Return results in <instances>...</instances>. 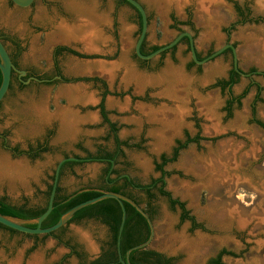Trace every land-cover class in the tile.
<instances>
[{"label": "rangeland", "instance_id": "obj_1", "mask_svg": "<svg viewBox=\"0 0 264 264\" xmlns=\"http://www.w3.org/2000/svg\"><path fill=\"white\" fill-rule=\"evenodd\" d=\"M90 1L99 5L102 0ZM139 1L149 12L147 46L161 47L175 38L178 29H186L182 24L173 27L169 15L184 20L187 8L194 27L190 31L194 47L201 58L227 41L235 45L237 67L249 75L239 77L231 87L232 94L239 96L254 84L239 105L233 104L228 115L224 110L228 91L214 85L226 79L232 66L230 53L194 65L190 50L179 43L140 66L132 57L138 31L129 25L126 9H121L117 16L120 47L98 51L111 59L96 65L99 74H104L101 79L108 91L104 99L108 117L117 124L118 136L135 144L124 148L126 159H118L117 169L147 183L159 175L154 161L161 153L170 156L177 141L185 142L187 136L200 138L181 149L164 169L169 173L165 177L166 190L184 202L202 228L189 230L188 222H179V211L170 210L166 199L157 196L153 235L147 247L174 256L175 264H212L211 258L221 248L232 253L222 257L224 264H264V128L253 121L256 118L264 123V0H245L251 16L258 20L245 24L239 23L229 4H242L244 0L205 1L206 11L199 0H187L180 8L171 2L163 4V0ZM112 6L113 0H106L109 12ZM0 10H4L0 23L9 20L10 11L1 1ZM72 62L80 63L83 71L89 70V60ZM110 66L113 75L102 69ZM256 86L260 88L257 101ZM41 89L44 98L34 101L27 115L26 101L20 104L16 100L13 107L7 102L0 106V133L5 131L8 145L20 149L27 141L35 142V136L44 132L53 114L59 119L49 140L52 152L40 159L12 156L0 140V194L17 204H43L50 176L63 153L82 154L75 142L82 140L83 147L91 152L97 145L113 147L95 109L100 99L99 84L96 87L79 81ZM102 167L99 162L75 166L74 173L60 179L61 194L100 187ZM60 228L55 235L61 241L49 234H25L17 239L0 233V264L10 263L20 252L22 264H28L36 254L41 256V264H80L66 242L92 259L107 240V229L95 220L66 223Z\"/></svg>", "mask_w": 264, "mask_h": 264}, {"label": "flooded vegetation", "instance_id": "obj_2", "mask_svg": "<svg viewBox=\"0 0 264 264\" xmlns=\"http://www.w3.org/2000/svg\"><path fill=\"white\" fill-rule=\"evenodd\" d=\"M0 1L3 2L5 6L7 7L6 11L8 10L10 11V13L8 14L9 20L4 21L2 19V22L0 23V40L13 65V67L11 68L9 87H8V90L5 96L0 101V106L4 102H7L9 107H13L16 100H17V103H20V104L26 101L27 103L25 104L24 112H26L25 114L27 115L28 110H30V107L34 103V101L36 100L39 101L40 99L44 98V95H42V92H41L42 87H48L52 84L68 85V84H73L79 81L91 82L96 87L99 84V88H101L100 99L95 109H97V114L100 118L101 123L103 125H106L107 127V135H108L107 139L108 138L112 139L113 147L111 149L105 148L110 153H112V156L111 157L103 156V151H105V149L104 147L100 145H97L95 151L91 152L88 149L83 147L82 140L75 142V146L82 152V154L80 155V154L72 153L71 155H68L67 153H63L61 158L72 156V157L78 158V160H67V161H72L74 163L67 164L63 167H60L57 187H59L60 189L59 183L63 175L67 173H74L75 166L83 164V163H88V162L102 163L103 167L101 168V175H102L103 182L100 187H96V188L99 189L103 187L105 182L108 179H111L109 187L110 186L120 187V190L123 193L120 195L125 196L128 199L132 200L139 207L143 205L141 208L142 210L146 209V210H149L150 212H153V215L151 216V218L148 216V218L152 222L153 218L155 217L157 213V209L155 206L156 201H157V196H160L158 195V188L160 186V183L157 182L154 186L152 180L160 178L161 173L156 171L159 173L158 177L156 178L152 177L147 183H141L137 181L136 179H134L129 173L125 171H120L117 169V164L119 163L118 159L119 158H122V160L126 159L124 148H130L131 146H135V144H130L127 139H121L117 133L118 132L117 124L109 119L108 112L105 108V102H104L105 96L108 94V91L106 90L107 88H106L105 81L101 79V78H104V74L102 75L99 74V71H97L98 69L96 67V65L99 66V62L104 61L105 59H111L110 57L105 56V54H102L98 51L103 50L105 47H109L111 51L118 50L120 47V44H121V38H120V33H119L120 22H119V17L117 16L120 14L121 9L122 10L126 9L128 16H129V25L135 26V28L137 29L136 31H138V36H139L141 27H142V18H141V14L138 11V9L134 7L133 5H131L130 3H128L126 0H113V6H112L111 12H109L107 7H105L106 0H102L99 5H97V1L94 2L90 0H33L31 4L26 7H21V6L16 5L12 2V0H0ZM137 1L142 5V7L145 10L146 18H147V27H148L149 12L147 11L146 6L143 3H141V1L139 0ZM37 2H41V4L36 6ZM44 3H46L47 5L44 6ZM229 4L231 5L233 12L235 13L237 19L239 20V23L245 24V23H250L252 21L258 22L257 19L251 16V9L245 0H244V3L242 4L237 1H229ZM36 7L38 8L36 9ZM23 10L25 11L27 10L26 14L23 13ZM2 13L4 14V10L3 11L0 10V18H3L1 16ZM17 13L19 15L18 18H17L18 15H16ZM184 13H185L184 20L177 19L173 14L169 15V19L171 23L174 24L173 27H176L177 25H181V24L184 26H187L186 29H183V30L178 29V34L182 32H189L191 34L190 31L194 30L193 22L191 20V12L189 9L186 8ZM24 15L26 17H24ZM14 17L17 19L12 20ZM88 17H91L93 20H91V18H88ZM82 18L83 19L87 18V20L85 19L83 20ZM79 19H80V23L78 21ZM88 20L90 23H92L91 25L94 29H98V31L95 30L96 33L98 32L97 34L98 35L100 34L99 38L96 40L97 43L94 42V46H96L95 50H91L89 52L85 51V49L82 46L83 44L81 43L80 40H77V41L71 40V41L66 42L63 40H58L57 38L52 39V37H54L53 35H57V28L59 25L65 23V25L70 26L74 28L75 30L77 28L78 30V28H80V26L85 21H88ZM191 36L193 39V34H191ZM137 38L135 39V42ZM135 42H134V47L132 50V57H133V60H135L138 64H140V66H143L142 64L144 65L147 64V62H149L150 59H141L136 55ZM193 42H194V39H193ZM179 43L185 44L186 48L190 50V40L187 36H183L178 41L177 44ZM227 43H230V42L227 41L226 44ZM177 44H175L174 46H172L171 48L167 50L174 49ZM153 46L155 45L147 46L146 34H145V38L140 45V52L144 55H147L151 51V48ZM227 53L231 54L232 66L228 70L226 78H228L229 71L231 69H235L233 52L230 48H226L220 54H218V55H224ZM160 54L161 53H159V55ZM196 58L198 60L204 59V58H201V56L199 55L197 51H196ZM72 60H76V61L89 60V62L87 63V67L89 68V70L83 71L82 69H80L82 65L80 63H74L72 62ZM191 63L194 65L197 64L194 62L193 58L191 59ZM21 71H23L24 74H21L20 73ZM240 76L241 74L239 73V77ZM101 103L103 104V107H104L103 110L107 112V120L110 123H114L117 128L116 134L112 133V127L110 126V123L105 121V118L102 113L103 110L100 107ZM52 117L53 118H51L49 122L46 123L47 126L44 132H41L40 134L38 133L35 136V142L27 141L25 145L26 147L24 149H20L16 145L9 146L7 143V139H6L7 134L5 131L0 133V140H1L2 147L6 151H9L12 154V156H17V157L23 156L29 161L40 159L43 154L51 153L53 148L50 146L49 140H50V137L54 135L55 133L54 126H57V123L59 120L56 114H53ZM34 121L36 122V120ZM115 135L117 136L118 140L127 142L129 147H124L120 145L119 148L117 149L115 145V139H114ZM177 145L178 144H176V146ZM155 162H160V156L158 160L154 161V163ZM123 163H125V161ZM55 167L50 176L51 183L47 185L45 192L47 191L49 185H51V188H52ZM165 177L162 178L164 182H165ZM126 181L129 182L128 185H125ZM124 186L126 187L123 188ZM144 186L149 187L150 188L149 192L153 193L156 196L154 201L152 198H150ZM60 192H61V189H60ZM136 193H139L141 196H138V194ZM160 197H163V196H160ZM171 198L177 199V198H174L172 195H171ZM1 202L9 206H14L17 208L23 207L25 205L24 203L17 204V203L10 201L7 198V196H5L4 194H0V203ZM166 202L170 210L174 211L177 209L179 211L178 219L180 223H184V222L189 223V230L193 231L195 229L202 228L201 224L196 221L193 215L190 214L186 206H185V210L188 212V215L194 218V222L196 224H199V227L193 228L192 220H189V219L181 220L180 216L182 215V210L178 206H176L175 209H172L168 199H166ZM0 233L7 234L8 236H11L12 238L16 237L17 239L23 238V236L25 235V233L16 231L12 228H5L1 226H0ZM150 233H151V226H150ZM29 236L34 237L36 235H29ZM149 249H152V248H149ZM153 250H156V249H153ZM222 250L230 252L226 248H221L217 252V254L211 259L216 258L217 255ZM100 253H101V250H100ZM163 254L166 257H173L175 259L174 256H171L165 253ZM224 255L221 256L220 258L221 261ZM120 257L121 255L119 252V259ZM88 260H91V259H88ZM173 264H175V260Z\"/></svg>", "mask_w": 264, "mask_h": 264}, {"label": "trees", "instance_id": "obj_3", "mask_svg": "<svg viewBox=\"0 0 264 264\" xmlns=\"http://www.w3.org/2000/svg\"><path fill=\"white\" fill-rule=\"evenodd\" d=\"M160 46H153L151 48V52L157 50ZM165 51L161 52L163 54ZM148 53V54H149ZM253 72V70H252ZM2 76L0 72V84H1ZM239 80V73L235 69H231L229 71L228 78L218 80L214 86L219 87L222 91L227 90L229 94V98L226 100L224 110L227 112L228 115L231 114V109L234 103L240 104L241 98L248 92L249 87L246 88L241 95L234 96L231 92V87L237 83ZM257 94H256V101L259 100V86H256ZM107 93V92H106ZM103 103V102H102ZM100 104L102 110L104 109L103 104ZM103 116L106 122L107 120V112L103 110ZM252 113L255 117V108H252ZM253 121L256 122L259 126L264 128V123L260 120L253 118ZM110 123V122H109ZM112 127V133L116 134L117 128L114 123H110ZM115 145L118 149L120 145L124 147H129L128 143L125 141L118 140L117 136L115 135ZM199 136L196 135L194 138L188 137L186 138L185 142L178 141L177 146L173 148L172 154L170 157L166 156L164 153L160 155V162L154 163L155 171L161 173V177L152 180L153 185L158 182L160 186L158 188V195L165 197L168 199L171 208L175 209L178 206L182 210V215L180 216L181 220H192L193 221V228L199 227V224L194 222V218L188 215V212L185 210L184 202H181L177 199H172L171 194L169 191L165 189V182L163 181V177L167 176L169 173L164 170V166L170 162L174 161L181 149L186 147L187 144L191 142H198ZM105 149V148H104ZM115 153V152H114ZM103 156L111 157L112 153L105 149L103 151ZM72 161H65L61 167L72 164ZM111 179H108L103 187L97 188H82L79 189L71 194H61L59 187L56 188V193L53 202V209L48 214V216L43 220L41 227L46 228L56 224L61 216L70 210L72 207L76 206L77 204L84 202L86 200L92 199L94 197L99 196L102 192H114L117 194H123L120 190V187L110 186L109 184ZM128 181H126L125 185H128ZM124 186L123 188H125ZM122 188V189H123ZM146 191L148 192L150 198L155 200V195L150 193V188L144 186ZM51 191V185L48 186L47 191L45 192L44 202L41 205H27L25 204L23 207H14L9 206L3 202L0 203V214L6 216H12L20 219H33L40 216L45 209L47 208L48 199ZM124 208H125V221L123 224V228L120 234L119 245H118V232L119 226L121 222L122 210L120 203L118 200L114 198H104L95 203L86 205L78 210H76L70 219L67 221L69 223H80L84 220H95L102 224L107 229V240L105 241L103 247L101 248V253L91 259L88 260L82 253L76 250V246H72L69 242L65 243L66 247L71 249V253L74 254L78 259L80 264H122L119 261V252L122 259L129 263H138V264H173L174 258L173 257H166L163 253L149 249L146 246L144 247H136L149 239L150 236V226L147 218L140 212L137 207L129 201L123 200ZM136 204V203H135ZM139 204V203H138ZM137 205V204H136ZM143 212L147 214L151 218L153 212L149 210L143 209ZM1 227L8 228L2 224ZM26 226L34 228L36 227L35 223L26 224ZM61 229V228H60ZM59 230V229H58ZM56 231L51 232L49 235L58 238L55 235ZM29 235V234H26ZM60 240V238H58ZM61 241V240H60ZM119 247V248H118ZM119 249V250H118ZM232 255L231 252H227L222 250L216 258L211 259L210 263L212 264H224L221 261L222 255Z\"/></svg>", "mask_w": 264, "mask_h": 264}, {"label": "water", "instance_id": "obj_4", "mask_svg": "<svg viewBox=\"0 0 264 264\" xmlns=\"http://www.w3.org/2000/svg\"><path fill=\"white\" fill-rule=\"evenodd\" d=\"M33 0H12V2L18 6L21 7H26L29 6L31 4ZM128 3H130L131 5H133L134 7H136L138 9V11L141 14V18H142V27H141V31L140 34L135 42V53L136 55L141 58V59H151L155 56H157L159 53H161L162 51H165L169 48H171L172 46H174L175 44L178 43V41L183 37V36H187L190 40V50H191V56L194 60L195 63L197 64H202L204 62H206L207 60L217 56L218 54H220L224 49L226 48H230L233 52V58H234V65H235V69L241 74V75H249V73H243L242 71H240L237 67V57H236V50L233 44L231 43H227L222 45L221 47H219L218 49H216L214 52H212L210 55H208L206 58L202 59V60H198L196 58V51L194 48V42L192 39V36L189 32H182L180 34H178L174 39H172L169 43L159 47L157 50L153 51L150 54L144 55L140 52V45L142 43V41L145 38V34L147 31V18H146V13L144 8L142 7V5L137 1V0H126ZM13 67L11 60L0 40V72H1V76H2V80H1V84H0V101L3 99V97L5 96L8 87H9V83H10V75H11V68ZM21 74H24L23 71L20 72ZM67 160H78V158L76 157H66V158H61L60 160H58L56 167H55V171H54V178H53V183H52V188H51V192L49 195V199H48V204H47V208L45 209V211L38 216L37 218H33V219H20V218H16V217H12V216H6V215H1L0 214V224L8 227V228H12L16 231L25 233V234H29V235H38V234H50L53 231H56L57 229H59L60 227H62L64 224L67 223V221L70 219V217L72 216V214L86 206L92 203H95L101 199L104 198H114L116 200H118V202L120 203L121 206V210H122V217H121V222H120V226H119V232H118V245H119V239H120V234L123 228V224L125 221V210H124V205H123V200L129 201L132 204H134L137 209L143 213V215L147 218L150 226H151V233L149 236V239L136 246V247H144L147 246L148 242L150 241L152 235H153V228H152V222L150 221V219L148 218L147 214L143 212V210L137 206L132 200L128 199L125 196H122L120 194L114 193V192H102L99 196L94 197L92 199L86 200L84 202H81L79 204H77L76 206L72 207L70 210H68L67 212H65L61 218L59 219V221L50 226V227H46V228H42V222L43 220L48 216V214L51 212V210L53 209V202H54V197H55V193H56V187H57V183H58V176H59V170L61 167V164L64 161ZM29 223H35L36 227L31 228L26 226V224ZM120 262L122 264H138V263H129L124 261L121 257H120Z\"/></svg>", "mask_w": 264, "mask_h": 264}, {"label": "bare ground", "instance_id": "obj_5", "mask_svg": "<svg viewBox=\"0 0 264 264\" xmlns=\"http://www.w3.org/2000/svg\"><path fill=\"white\" fill-rule=\"evenodd\" d=\"M187 0H163V4H168L169 2L173 3L175 5L176 8H180L182 6L183 3H185ZM197 1V0H196ZM205 1L207 2H212V0H199V5L201 7L204 6L205 4ZM206 5V4H205ZM165 6V5H164ZM209 7V6H208ZM202 9H204L205 11L207 10V7H203ZM88 18H91V17H88ZM83 19V18H82ZM85 19V18H84ZM83 19V20H84ZM87 20V18L85 19ZM91 20H93L91 18ZM79 23H80V19L78 20ZM78 24V23H77ZM92 23L88 21H85L81 26L80 28H76V30L70 26H67L64 24H61L58 26V29H57V35H53L54 37L53 38H57L58 40H63V41H71V40H74V41H77V40H80L83 48L85 49V51H91V50H95L96 49V46H94V42H96V40L99 38L98 37V32L96 33V31H98V29H94L91 25ZM76 26V25H75ZM95 26V25H93ZM96 30V31H95ZM51 35V36H52ZM100 35V34H99ZM62 42V41H61ZM97 43V42H96ZM103 65V64H102ZM102 65L100 64V66L102 67ZM115 67V66H114ZM104 69V71L106 70L108 72L109 75H113L111 74L114 70L113 66H110V68H102ZM101 69V70H102ZM103 71V70H102ZM105 73V72H104ZM109 77V76H108ZM143 79V78H142ZM139 81H143V80H140L139 78ZM139 85V84H138ZM67 90V89H66ZM79 89L75 88V91L77 92ZM69 91V90H68ZM67 91V92H68ZM74 92V90L72 91ZM70 93V92H69ZM77 94V93H76ZM22 253L20 252L16 258L11 261L9 264H22ZM41 261H42V258L40 255L36 254L29 262L28 264H41Z\"/></svg>", "mask_w": 264, "mask_h": 264}]
</instances>
